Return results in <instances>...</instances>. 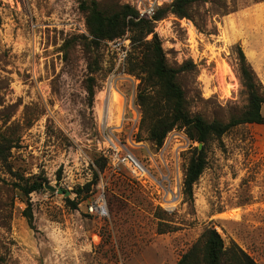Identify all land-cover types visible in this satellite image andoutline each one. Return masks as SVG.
Listing matches in <instances>:
<instances>
[{
  "label": "rangeland",
  "instance_id": "rangeland-1",
  "mask_svg": "<svg viewBox=\"0 0 264 264\" xmlns=\"http://www.w3.org/2000/svg\"><path fill=\"white\" fill-rule=\"evenodd\" d=\"M88 1L0 0V141L12 145L0 162V264H176L208 227L264 264V125L210 142L194 201L186 200L199 143L180 129L161 148L147 140L140 80L128 70L131 36L125 70L117 69L111 41L90 42ZM155 32L170 66L194 65L179 75L194 115L228 123L247 106L238 46L264 91V0H192L189 19L168 15ZM112 143L148 168L146 181L114 169L104 155ZM38 178L71 196L45 188L25 196L19 185Z\"/></svg>",
  "mask_w": 264,
  "mask_h": 264
},
{
  "label": "trees",
  "instance_id": "trees-1",
  "mask_svg": "<svg viewBox=\"0 0 264 264\" xmlns=\"http://www.w3.org/2000/svg\"><path fill=\"white\" fill-rule=\"evenodd\" d=\"M192 0H175L171 5L157 10L153 19L140 18L137 10L128 5H115L102 9L100 4L91 0L84 2L82 10L86 13V25L90 41L96 48L102 42L114 41L127 34L131 36L132 51L129 56V73L140 80L137 103L141 108V129H146L147 140L157 148H161L167 136L175 129L185 132L193 143L203 144V148L194 151L186 171L182 194L186 200L194 201V186L207 168V146L210 142L220 140L231 129L245 124L264 125V91L256 80L242 47H237V71L248 104L239 116L231 118L228 123L208 121L200 115H194L188 105L187 97L179 82V75L194 67L192 61L180 67L169 65L163 44L155 32L156 23L168 15L180 19L190 18ZM1 23V19H0ZM151 37V39H149ZM88 93L93 99L94 87H88ZM12 145L9 141H0V162L7 163ZM98 164V163H97ZM100 171L105 165L98 164ZM89 183L86 189L90 192L93 185ZM47 179L38 178L32 183L19 185L21 192L29 196L34 192L44 190ZM84 188L79 189L80 195ZM73 209L77 202L67 199ZM32 224V215L27 213ZM176 264H257L255 260L243 251L236 243L226 246L224 239L215 227L205 229L200 240L186 252Z\"/></svg>",
  "mask_w": 264,
  "mask_h": 264
},
{
  "label": "built area",
  "instance_id": "built-area-1",
  "mask_svg": "<svg viewBox=\"0 0 264 264\" xmlns=\"http://www.w3.org/2000/svg\"><path fill=\"white\" fill-rule=\"evenodd\" d=\"M173 2V0H125V5L131 6L138 11L140 18L153 19L157 10L167 4ZM109 47L116 56L117 69L122 68L125 70V63L128 59V53L130 51V41L128 39H116L111 41ZM108 146V150L104 151V155L108 158L114 169L119 170L120 167H125L131 173V176L139 182L146 181L149 177L148 168L132 153L120 154L119 148L116 143ZM102 207H90V211L95 209L98 211Z\"/></svg>",
  "mask_w": 264,
  "mask_h": 264
},
{
  "label": "water",
  "instance_id": "water-1",
  "mask_svg": "<svg viewBox=\"0 0 264 264\" xmlns=\"http://www.w3.org/2000/svg\"><path fill=\"white\" fill-rule=\"evenodd\" d=\"M203 148V144L199 143V148L198 150L201 151ZM45 189H48L50 190L51 192H57V193H60V194H64L66 197H69L71 196V192L70 191H65L64 189H62L60 186H51V185H48L46 184L45 185Z\"/></svg>",
  "mask_w": 264,
  "mask_h": 264
}]
</instances>
